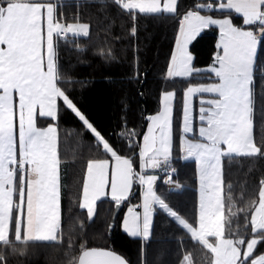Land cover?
I'll use <instances>...</instances> for the list:
<instances>
[{
	"label": "snow or ice",
	"instance_id": "snow-or-ice-1",
	"mask_svg": "<svg viewBox=\"0 0 264 264\" xmlns=\"http://www.w3.org/2000/svg\"><path fill=\"white\" fill-rule=\"evenodd\" d=\"M51 2V0H49ZM184 0H176V9ZM203 5L211 4V8L192 5L186 6L185 14L177 20V33L181 28L187 36L186 56L190 58L189 67L191 72L187 76H171L165 83H182L183 87L178 91L172 88V108L171 116L165 125H158L153 128V135L163 137L157 147L153 148L155 154L154 166L150 167L146 174H151L152 179L143 184H134L136 189V202L132 205V211L126 205L132 199L130 191L128 200L116 205L113 201L115 215L111 222L92 232L91 239H107L109 244H115L121 237L130 240L136 244L137 264H150L149 254L154 246L162 244L171 237L158 230L157 217L153 211V202L164 211V214L171 216L175 214V209L166 199L167 196H179L184 191V184L179 177L181 168L175 166V161H179L181 166L192 165L193 192L196 199V205L204 211L211 204L214 189L219 187L221 196H224V189L227 186L231 191V181L225 178V161L231 162L232 156L242 159H251L253 164L264 160V141H257L255 107H254V85L256 83L255 70L259 57H264V22L257 17L255 20L246 22L245 15L242 12H234L233 8L218 7L227 3V0H197ZM12 0H0V19H5L6 10L11 5ZM62 8L63 5L61 4ZM259 10L264 12V2L259 4ZM190 12H195L199 17L207 14L208 22L196 23L195 19L189 16ZM123 13L131 20V25L127 28V35H121L125 32L124 21L121 20L117 26L116 16ZM215 14V15H214ZM160 15L158 12L139 13L131 9L122 7L120 0H75V7L68 18H65L63 12L58 14L57 19L63 23V28L68 29L66 36L75 39L77 45L75 50L79 53L90 51L93 60L98 67L105 68L106 65L120 64V57L117 53L119 49L125 56L131 52V61L133 74L127 79L141 80L139 72L140 61V27L138 20L143 16L145 18ZM164 15H169L165 13ZM175 17V13L171 14ZM227 18V27L231 29V34L216 22ZM72 27L69 29L68 26ZM147 25H145V28ZM239 34H251L254 42V51L246 50L243 40L237 37ZM207 44L208 54L204 60L198 55V49ZM177 38L173 37V49L176 48ZM172 52L170 51L169 60L171 61ZM52 59L55 65H59V49L54 48ZM93 61H88L91 64ZM81 63H84L83 61ZM167 70V69H166ZM147 73L143 77L147 78ZM200 76L199 81L195 77ZM102 79L108 83H115V78L111 75H104ZM195 81V82H194ZM94 84L95 80L90 81ZM211 85V87H209ZM87 86V85H86ZM3 92V89H0ZM143 97V89L137 93ZM187 94V95H186ZM177 98H179V110H177ZM14 104L16 102L15 93H13ZM194 101H198L195 104ZM127 110V105H125ZM160 111L146 113L144 127L147 128L151 117ZM198 118V124H197ZM86 119V117H85ZM264 120V113H262ZM51 123V121H49ZM59 123V115L57 121ZM251 124L249 131L248 125ZM125 126H127L125 124ZM165 132H161V128ZM186 129H190L186 130ZM165 133L167 135H165ZM184 141H188V146L182 148ZM15 133L13 144H15ZM140 138H137L139 145ZM5 144V134L0 132V148ZM75 142L71 134H68V151H74ZM83 151V145H79ZM159 149H166L160 150ZM158 153V154H157ZM17 167H19V151H16ZM137 158L139 148L137 149ZM56 159L61 161V145L59 128H57ZM216 161V165L211 162ZM74 163V161H73ZM6 162L0 158V168L5 166ZM11 168V164H7ZM27 167V166H25ZM134 170H139L134 168ZM252 167H249V172ZM59 177V165L57 168ZM21 173L16 172L13 179L15 185L20 178ZM25 188L21 195H13V202L20 201L19 208L10 209L7 217L8 235L7 240H0V247L7 248L13 243L24 241V228L29 219L30 203L27 193V174L25 173ZM67 176V172H65ZM187 181V178H186ZM174 184L175 188H169L167 192L160 193L157 188ZM64 185H61L63 189ZM257 193L264 189V174L256 181ZM98 203V202H97ZM31 207L32 224L34 230L41 227H47L50 231L48 238L24 241L25 244H37L41 247L34 249L31 257L35 260L43 257L45 264H49L52 251L57 252V259L65 258L64 253L69 248L73 254L78 251L88 250L89 248L100 247L90 243L88 238L89 227L96 220L94 211L91 218L87 220V225L81 221L83 235L71 240L65 236V197L63 190L60 195V207L58 221L41 223L35 211V201H32ZM172 209L169 213L168 210ZM69 217L72 215V209H67ZM80 213L86 216V209H80ZM4 213L0 212V216ZM17 219H19L20 239L15 237ZM166 226V225H165ZM101 232L103 236H101ZM182 241V237L177 238ZM264 243V241H261ZM63 249V251H60ZM103 251H111L117 257L115 264H132L128 257L120 259V253L114 248L109 249L107 245L103 246ZM0 264H7L6 259H0ZM176 264H184L183 256L177 258Z\"/></svg>",
	"mask_w": 264,
	"mask_h": 264
},
{
	"label": "trees",
	"instance_id": "trees-1",
	"mask_svg": "<svg viewBox=\"0 0 264 264\" xmlns=\"http://www.w3.org/2000/svg\"><path fill=\"white\" fill-rule=\"evenodd\" d=\"M21 0H12V2ZM63 5L61 8L60 5ZM202 3L197 0H184L176 11L175 17L171 14L141 17L138 20L140 27V61L139 72L141 80H129L127 77L133 74L131 52L125 56L120 50L117 53L120 57V64L106 65L105 68L98 67L93 60L90 51L77 52L75 39L67 37L58 39L54 43V48L59 49V65L56 70V87L64 98L75 108L76 115L63 102L59 108V132L61 156L60 161V183L63 184V194L65 197V236L71 240L83 235L81 221L87 225V213H80L79 200L82 192L83 180L86 166L90 161L110 158L108 152L97 141L94 135L86 128V122L91 128L104 139L112 150L115 157L127 158L138 166L137 138L140 142L148 128L144 127L146 113L155 112L159 108L160 97L165 92H170L172 88L178 91L183 87L182 83H165L167 77L169 54L173 48V37L177 34V20L185 14L186 6L198 7ZM59 5L58 14L62 11L65 18L75 7V0H62ZM136 12V11H133ZM264 14V12H263ZM123 20L125 32L131 25L128 16L121 13L116 16L117 26ZM59 21V20H58ZM264 22V21H263ZM145 25L147 27L145 28ZM208 54L207 44H203L198 49V55L204 60ZM93 61L91 64L88 61ZM84 63H81V62ZM147 73V78L143 77ZM111 75L115 78V83L105 82L102 77ZM256 83L254 85V107L257 130V141H264V57H259L255 70ZM200 76L195 77L199 81ZM95 80L92 84L90 81ZM194 81V82H195ZM87 85V86H86ZM143 89V97L137 93ZM127 105V110H125ZM177 110H179V98H177ZM86 117V119H85ZM125 124L127 126H125ZM149 125V123H148ZM68 134H71L75 142L74 151H68ZM83 145V151L79 145ZM74 161V163H73ZM175 166L181 168L179 180L184 184V191L181 195L167 196L166 199L175 209V215L183 219L191 228L197 224V205L193 192L192 165L181 166L179 161H175ZM252 171L249 172V167ZM67 172V176H65ZM225 178L231 181V191L228 187L224 189L223 198V226L224 238L240 244L241 250L251 238H256L254 255L264 253V230L254 233L252 231L251 219L259 201L256 181L264 174V160L253 164L251 159H242L232 156L231 162L225 161ZM187 178V181H186ZM171 187H158L160 193H165ZM173 189V188H171ZM17 192H16V194ZM136 189L132 193L130 204L136 202ZM127 204L126 206H128ZM72 209L69 217L67 209ZM172 209H170L172 211ZM96 220L89 227L88 238L90 243L99 245L103 249L107 245L109 249L114 248L121 257H128L132 264L136 261V244L121 237L115 244H109L107 239H91L92 232L99 229L101 225H107L115 215L113 201L102 200L96 207ZM158 230L170 236L162 244H157L149 254L150 264H176L177 258L183 256L184 264H212L211 252L199 241L193 239L172 218L165 215L159 208L156 209ZM166 225V226H165ZM101 236L103 233L101 232ZM182 237V241L177 238ZM41 246L37 244L13 243L7 248L0 247V259H6L7 264H45L43 257L35 260L31 257L34 249ZM94 249V248H89ZM60 251H63L61 249ZM85 251V250H84ZM83 251H78L74 255L71 248L64 253L65 258L57 259V252L52 251L49 264H76L79 255Z\"/></svg>",
	"mask_w": 264,
	"mask_h": 264
},
{
	"label": "crops",
	"instance_id": "crops-1",
	"mask_svg": "<svg viewBox=\"0 0 264 264\" xmlns=\"http://www.w3.org/2000/svg\"><path fill=\"white\" fill-rule=\"evenodd\" d=\"M61 1L51 0L58 5ZM154 1L120 0V3L126 9L146 13L142 11L149 10V3ZM45 2L49 0L12 2L6 10L5 19H0V89H3V92H0V132L5 134V144L0 148V158L6 162L5 166L0 168V212L4 213L0 216V240H7V217L10 209L20 206L19 200L13 202V195L17 192L19 197L25 188V175L21 173L19 181L14 185L15 174H11L7 167V164L13 166L17 163V150L19 162L25 163L28 169L26 188L30 210L24 228V241L48 238L50 235L47 227L33 229L32 201H35V211L42 224L58 221L59 217L61 183L60 174L59 177L57 174L58 165L60 173V161L56 159L59 128L56 121L61 102L75 114L76 110L75 108L73 110L71 104L59 93L55 77L46 71V41L53 44L54 49L58 36L52 34V43L51 31L47 29L44 16ZM137 2L141 3L137 5ZM159 2L158 6L163 9L168 3V14L176 7V0ZM140 4L146 6L140 7ZM259 4L249 7L262 15ZM13 93L16 97L15 104ZM110 151L111 154L108 153L110 159L116 158L111 149ZM167 186L175 188L174 184ZM19 223L17 219L15 233L17 240L20 239Z\"/></svg>",
	"mask_w": 264,
	"mask_h": 264
},
{
	"label": "rangeland",
	"instance_id": "rangeland-1",
	"mask_svg": "<svg viewBox=\"0 0 264 264\" xmlns=\"http://www.w3.org/2000/svg\"><path fill=\"white\" fill-rule=\"evenodd\" d=\"M47 1V0H39ZM155 0L153 3H149L150 9L142 12H158L168 14V3H166L165 9L161 8L159 2ZM264 2V0H227V3L223 5H217L218 7L233 8L234 12H242L245 15L246 22L248 20H255L257 17L264 21V14L259 15L255 13L249 6H256L258 3ZM46 10L44 16L46 17L47 29L51 31V41L53 43V35L58 36L61 28V23L58 21V9L59 5L54 2H45ZM139 3L141 2H137ZM148 4V3H147ZM141 5L146 4H140ZM199 7H207V5H199ZM164 10V11H161ZM176 7L171 9L172 13L176 14ZM171 13V14H172ZM215 15V14H214ZM183 16V15H182ZM189 16L195 19V22L206 23L208 22L207 14L204 17H199L195 12H190ZM225 30L231 34V29L227 27V18L224 20H217ZM54 23V24H53ZM72 26L69 25L70 29ZM68 29H66V32ZM237 37L244 41L246 50L251 49L254 51V42L251 34H236ZM177 45L176 48H172V58L168 63L167 77L171 76H187L191 72L189 67L190 58L186 56V44L187 36L183 32L182 28L179 33L176 34ZM53 44L46 41V71L56 75L57 65L54 64L52 59ZM211 87V85H209ZM187 95V94H186ZM10 98V96H9ZM11 99V98H10ZM5 100V98H4ZM198 104V101H194ZM70 104V103H69ZM74 110V107L70 105ZM172 108V93L165 92L160 97L159 109L160 111L149 120V125L143 136L139 146L138 166L133 161L127 158H104L102 160L90 161L85 170L82 192L79 200V206L81 209L87 210V218H91L93 212L96 210L98 203L102 200L115 201L116 205L128 200L129 193H133L134 184H143L147 180L152 179L151 174H146L150 167L154 166L155 154L153 148L157 147L163 137L153 135V128L158 125H165L167 119L171 116ZM76 115L79 114L76 112ZM80 117V116H79ZM80 119H82L80 117ZM198 124V118H197ZM87 129L94 135L97 141L102 145L104 150L111 154L108 144L100 137L86 122H84ZM249 131L251 130V124L248 125ZM189 130L190 129H186ZM161 132L165 130L162 127ZM165 135H167L165 133ZM188 146V141H184L181 145L182 148ZM166 150V149H159ZM158 154V153H157ZM216 165V161L211 162ZM138 168L139 170H134ZM173 185V184H172ZM98 202V203H97ZM126 206L129 208V212L132 211V205ZM159 208L156 203L153 202V211ZM164 212V211H163ZM169 213L172 211L169 209ZM171 218L178 223L184 230H186L190 236L202 243L212 254V264H264V253L254 255L256 247V238H251L246 243L245 247L241 250L240 244L224 238V226H223V198L221 196L219 187L214 189L213 196L211 198V204L206 210L201 211L197 207V225L196 228H191L186 222L173 214ZM252 231L257 233L264 230V189L259 193V201L256 206L251 219Z\"/></svg>",
	"mask_w": 264,
	"mask_h": 264
},
{
	"label": "water",
	"instance_id": "water-1",
	"mask_svg": "<svg viewBox=\"0 0 264 264\" xmlns=\"http://www.w3.org/2000/svg\"><path fill=\"white\" fill-rule=\"evenodd\" d=\"M119 258L123 259L121 256ZM116 259L111 251L105 252L101 248H94L83 251L76 264H115Z\"/></svg>",
	"mask_w": 264,
	"mask_h": 264
},
{
	"label": "built area",
	"instance_id": "built-area-1",
	"mask_svg": "<svg viewBox=\"0 0 264 264\" xmlns=\"http://www.w3.org/2000/svg\"><path fill=\"white\" fill-rule=\"evenodd\" d=\"M207 8H210V7H207ZM63 27H64V26H63ZM65 33H66V32H65V29H64V32H60V34H59V38H60V39L65 38V37H66ZM16 165H17V163L11 167L10 172H11L12 174H14V173H16V172H21V173H23V174L27 173L28 169H27V167H25L26 165H25L24 163L19 162V167H17Z\"/></svg>",
	"mask_w": 264,
	"mask_h": 264
}]
</instances>
